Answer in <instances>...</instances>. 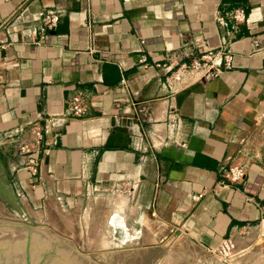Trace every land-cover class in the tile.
I'll return each instance as SVG.
<instances>
[{"label":"crops","instance_id":"0c3cea01","mask_svg":"<svg viewBox=\"0 0 264 264\" xmlns=\"http://www.w3.org/2000/svg\"><path fill=\"white\" fill-rule=\"evenodd\" d=\"M209 53L230 69L167 81ZM33 123L46 150L35 180L17 151ZM233 165L242 181L220 188ZM122 187L149 189L203 251L235 238L264 252V0H0V207L4 189L38 211Z\"/></svg>","mask_w":264,"mask_h":264},{"label":"rangeland","instance_id":"374dc122","mask_svg":"<svg viewBox=\"0 0 264 264\" xmlns=\"http://www.w3.org/2000/svg\"><path fill=\"white\" fill-rule=\"evenodd\" d=\"M28 219L88 264H264L259 243L249 239L234 238L208 252L191 245L166 224L149 189L83 194L70 210H23L17 202L0 207V224Z\"/></svg>","mask_w":264,"mask_h":264},{"label":"built area","instance_id":"2783aa9c","mask_svg":"<svg viewBox=\"0 0 264 264\" xmlns=\"http://www.w3.org/2000/svg\"><path fill=\"white\" fill-rule=\"evenodd\" d=\"M232 20L236 23L244 21V14L241 10H236L232 16ZM58 21L57 15H46L43 18L40 31L45 33L53 29ZM92 45V36H90ZM222 62H216L211 53L194 60L189 66H179L168 77V82H180L181 80H197L198 82H205L217 77L221 72L230 69L231 58L226 53H221ZM142 58L139 63H144ZM158 67V66H157ZM121 85H125L122 81ZM70 110L73 116L78 117L83 112L82 102L78 97H74L69 102ZM24 129L18 131V134L23 132ZM29 134L28 142H21L17 146L18 153L25 158L24 169L28 176L35 179L38 176V170L42 164L43 155L46 150L42 147L43 133L38 123L30 124L27 128ZM18 137L15 134H7L6 138ZM221 180L219 182L220 188H227L228 185L238 184L244 177V170L238 165L228 166L227 168L220 169Z\"/></svg>","mask_w":264,"mask_h":264},{"label":"water","instance_id":"95a60500","mask_svg":"<svg viewBox=\"0 0 264 264\" xmlns=\"http://www.w3.org/2000/svg\"><path fill=\"white\" fill-rule=\"evenodd\" d=\"M3 193L14 204L8 191ZM11 223L0 224V264H88L64 246L34 233L40 228L30 219L21 225Z\"/></svg>","mask_w":264,"mask_h":264},{"label":"bare ground","instance_id":"6f19581e","mask_svg":"<svg viewBox=\"0 0 264 264\" xmlns=\"http://www.w3.org/2000/svg\"><path fill=\"white\" fill-rule=\"evenodd\" d=\"M34 233H36V234H38V235H40V236L45 237V234H44V233H40V231H36V232H34ZM48 236H49V235H48Z\"/></svg>","mask_w":264,"mask_h":264}]
</instances>
